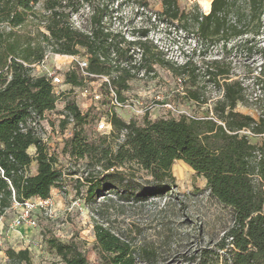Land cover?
<instances>
[{
	"label": "trees",
	"instance_id": "obj_1",
	"mask_svg": "<svg viewBox=\"0 0 264 264\" xmlns=\"http://www.w3.org/2000/svg\"><path fill=\"white\" fill-rule=\"evenodd\" d=\"M110 4L113 0H0V216L14 202L50 197L62 177L56 157L38 132L39 121L59 99L50 80L32 74L46 46L53 54L85 50L90 73L117 72L113 83L121 100L129 80L141 69L150 72L158 64L179 77L192 74L189 59L175 66L165 59L148 38L147 26L137 30L134 40L107 27ZM161 5L159 19L195 36V49L220 45L225 50L237 40L249 57L258 54L257 69L248 72L250 81L233 76L225 56L211 59L205 72L221 88V97L209 106L210 115L150 119L145 114L139 122L125 121L111 110L110 129L98 132L97 140H88L84 130L89 118L96 122L92 109L82 112L74 98L66 97L63 113L65 123L71 122V134L63 151L92 168L84 175L89 198L103 187L121 189L122 194L136 192L137 171L148 177L138 185L139 192H166L174 182L173 163L183 161L205 178L209 194L233 211V224L222 240L197 251L189 264H264V0H211L207 13L196 1L189 9L177 0H161ZM76 15L79 25L73 23ZM132 46L139 49L138 64L133 63ZM111 52L114 59L109 58ZM65 83L82 84L75 68L65 73ZM183 96L207 104L193 85ZM238 104L252 108L257 118L238 111ZM253 136L260 140L252 143ZM30 147L35 148L33 156ZM32 161L36 172L29 174ZM94 235L99 264H136L137 253L153 255L101 225L94 226ZM48 245L64 264H91L70 243L49 239ZM27 254L20 250L15 256L28 260Z\"/></svg>",
	"mask_w": 264,
	"mask_h": 264
},
{
	"label": "rangeland",
	"instance_id": "obj_2",
	"mask_svg": "<svg viewBox=\"0 0 264 264\" xmlns=\"http://www.w3.org/2000/svg\"><path fill=\"white\" fill-rule=\"evenodd\" d=\"M194 1L204 13L209 11L211 0H177L179 6L186 9ZM110 5L105 24L113 32H121L126 39L134 40L137 30L147 26L148 38L165 53V59L173 66L187 59L193 63L189 77L176 76L156 64L153 70L146 72L147 76L129 80L128 89L122 91L121 95L129 100L131 108L117 110L119 117L125 121L142 120L143 114L136 112L140 107L138 102L152 106L146 112L150 119L210 115L209 106L221 97V88L205 72V64L211 59L225 56L232 75L247 82L251 77L249 70L257 69L260 61L258 54L249 57L246 47L237 40L227 44L225 50L220 45L210 48L202 45L195 49V36L179 30L176 23L159 19L157 12L162 9L161 0H113ZM79 20V16L73 17L75 25H79ZM131 52L139 57L136 46H132ZM45 53H50V46H46ZM79 54L83 56L85 50ZM64 59L49 57L45 64L57 65ZM73 62L61 66L60 71L74 66ZM41 73L32 65L33 75ZM190 85L198 89L201 100L206 99L207 104L184 98V92ZM63 89H66L65 94L58 99L55 109L45 113L38 126L39 134L47 137L50 152L56 157L62 172L60 182L53 187L54 212L49 216L44 209L37 208L32 212L36 219L35 227L14 229L12 221L20 215L21 210L14 205L7 209L0 216V264H64L49 247V239L70 243L89 263L99 264L101 254L95 244V225L109 229L137 250L152 251L150 257L137 253L136 264H189L197 251L222 240L233 224V211L212 197L206 189L205 178L181 160H176L171 167L174 182L166 192H139V186L148 177L143 171H137L135 175L140 184H136V192L122 194L121 189L114 191L103 187L89 198L84 175L92 168H88L85 160L71 157L63 151L64 134L70 128V124L65 123L67 118L63 113L66 97L74 98L81 109L89 104V100L79 94L78 87L72 89L66 85ZM158 95L174 109L155 102ZM236 109L257 118L252 108L238 104ZM94 120L89 118L84 125L88 140H97L100 135L94 130ZM259 140L258 137H250L252 143ZM34 152V147L28 149L30 155L33 156ZM36 167V162L32 161L29 174H34ZM20 250H27L28 260L15 256Z\"/></svg>",
	"mask_w": 264,
	"mask_h": 264
},
{
	"label": "built area",
	"instance_id": "obj_3",
	"mask_svg": "<svg viewBox=\"0 0 264 264\" xmlns=\"http://www.w3.org/2000/svg\"><path fill=\"white\" fill-rule=\"evenodd\" d=\"M139 50V49H138ZM136 56V55H134ZM140 56V55H139ZM49 57L65 58L59 64L48 66L45 64L46 60ZM69 58V60H67ZM88 58L89 55L85 53L83 56L80 54L77 55H63V54H53L47 53L44 55V58L39 63L34 64L38 70H41V74L36 76H44L46 79L50 80L53 86V92L59 96V99L65 94L66 89H63V86L69 85L70 88L74 89L79 88V94L89 100L84 109H81L82 112L92 109L93 113L97 116L96 122L94 125V130L96 132L105 133L110 129V124L108 122V111H115L118 114L117 110L129 109L131 104L127 98L119 99L117 89L113 83L114 79L117 78V72L112 71L109 74H93L88 71ZM110 59L115 58V53L111 52ZM100 59L104 61V57L100 56ZM74 61V62H73ZM74 63V66L68 68L66 71L61 72V66H65ZM139 57H135L133 63L138 64ZM114 63V62H112ZM75 68L78 72V75L82 81L80 86H72L71 84L65 83V73L70 69ZM133 72V70H132ZM137 76H147V73L144 69H141L136 74ZM161 103L162 106L174 109L171 104L164 102L160 96L155 97V102ZM140 106L137 113L146 114V112L152 107L150 104L144 105L139 103ZM69 130L64 134L65 139L71 134V122ZM41 140L46 144L47 150L50 152V144L47 140V137L40 135ZM2 172V171H1ZM14 206H18L21 210L20 215H18L12 221V227L17 228H31L36 226V219L33 217L32 212L37 208L44 209L49 216L54 212L53 210V201L51 197L41 198V197H31L25 200L22 203L14 202Z\"/></svg>",
	"mask_w": 264,
	"mask_h": 264
},
{
	"label": "crops",
	"instance_id": "obj_4",
	"mask_svg": "<svg viewBox=\"0 0 264 264\" xmlns=\"http://www.w3.org/2000/svg\"><path fill=\"white\" fill-rule=\"evenodd\" d=\"M30 148H31V147H30ZM50 197L54 199V189H53V188L51 189Z\"/></svg>",
	"mask_w": 264,
	"mask_h": 264
},
{
	"label": "bare ground",
	"instance_id": "obj_5",
	"mask_svg": "<svg viewBox=\"0 0 264 264\" xmlns=\"http://www.w3.org/2000/svg\"><path fill=\"white\" fill-rule=\"evenodd\" d=\"M207 6H208V4H207Z\"/></svg>",
	"mask_w": 264,
	"mask_h": 264
},
{
	"label": "water",
	"instance_id": "obj_6",
	"mask_svg": "<svg viewBox=\"0 0 264 264\" xmlns=\"http://www.w3.org/2000/svg\"><path fill=\"white\" fill-rule=\"evenodd\" d=\"M209 10H210V8H209Z\"/></svg>",
	"mask_w": 264,
	"mask_h": 264
}]
</instances>
